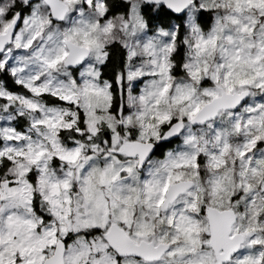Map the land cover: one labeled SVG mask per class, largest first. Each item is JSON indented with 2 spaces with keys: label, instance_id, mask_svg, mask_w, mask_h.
<instances>
[{
  "label": "snow or ice",
  "instance_id": "6c2138e0",
  "mask_svg": "<svg viewBox=\"0 0 264 264\" xmlns=\"http://www.w3.org/2000/svg\"><path fill=\"white\" fill-rule=\"evenodd\" d=\"M0 264H264V0H0Z\"/></svg>",
  "mask_w": 264,
  "mask_h": 264
}]
</instances>
